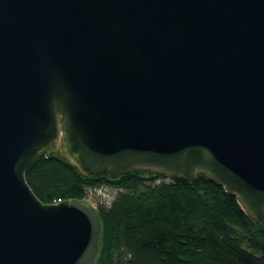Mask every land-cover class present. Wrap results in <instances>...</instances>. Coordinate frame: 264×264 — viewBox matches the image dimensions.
Here are the masks:
<instances>
[{
  "label": "water",
  "instance_id": "water-1",
  "mask_svg": "<svg viewBox=\"0 0 264 264\" xmlns=\"http://www.w3.org/2000/svg\"><path fill=\"white\" fill-rule=\"evenodd\" d=\"M83 174L202 172L264 220V0H0V264H95L97 209L43 203L51 148Z\"/></svg>",
  "mask_w": 264,
  "mask_h": 264
},
{
  "label": "trees",
  "instance_id": "trees-1",
  "mask_svg": "<svg viewBox=\"0 0 264 264\" xmlns=\"http://www.w3.org/2000/svg\"><path fill=\"white\" fill-rule=\"evenodd\" d=\"M24 175L43 203L115 190L108 204L96 206L101 238L95 264H264V220L202 172L171 179L147 169L86 175L55 147Z\"/></svg>",
  "mask_w": 264,
  "mask_h": 264
},
{
  "label": "rangeland",
  "instance_id": "rangeland-1",
  "mask_svg": "<svg viewBox=\"0 0 264 264\" xmlns=\"http://www.w3.org/2000/svg\"><path fill=\"white\" fill-rule=\"evenodd\" d=\"M115 190L111 188L91 189L88 191L84 202L97 206L99 202L108 204L113 198Z\"/></svg>",
  "mask_w": 264,
  "mask_h": 264
}]
</instances>
